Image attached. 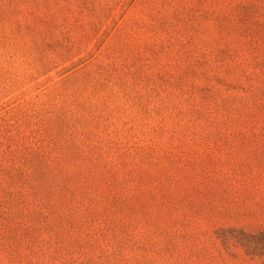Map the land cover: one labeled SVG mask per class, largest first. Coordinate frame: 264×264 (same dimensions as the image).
Here are the masks:
<instances>
[{
    "label": "rangeland",
    "instance_id": "rangeland-1",
    "mask_svg": "<svg viewBox=\"0 0 264 264\" xmlns=\"http://www.w3.org/2000/svg\"><path fill=\"white\" fill-rule=\"evenodd\" d=\"M0 264H264V0H0Z\"/></svg>",
    "mask_w": 264,
    "mask_h": 264
}]
</instances>
